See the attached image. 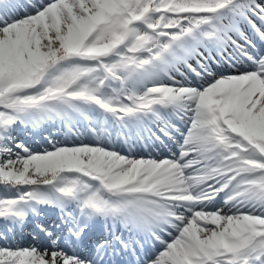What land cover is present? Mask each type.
Listing matches in <instances>:
<instances>
[{
  "label": "snow or ice",
  "instance_id": "obj_1",
  "mask_svg": "<svg viewBox=\"0 0 264 264\" xmlns=\"http://www.w3.org/2000/svg\"><path fill=\"white\" fill-rule=\"evenodd\" d=\"M0 264H264V0H0Z\"/></svg>",
  "mask_w": 264,
  "mask_h": 264
},
{
  "label": "bare ground",
  "instance_id": "obj_2",
  "mask_svg": "<svg viewBox=\"0 0 264 264\" xmlns=\"http://www.w3.org/2000/svg\"><path fill=\"white\" fill-rule=\"evenodd\" d=\"M58 130H59V129H52L53 134H54V135H60L61 137H63V133H62V132H59ZM36 137H37V136H35V137L31 136V137H29V138H27V139H29V140H34Z\"/></svg>",
  "mask_w": 264,
  "mask_h": 264
}]
</instances>
